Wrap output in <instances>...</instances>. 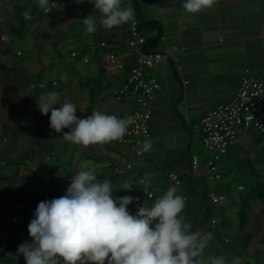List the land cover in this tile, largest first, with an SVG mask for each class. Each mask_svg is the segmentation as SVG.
<instances>
[{
    "label": "crops",
    "instance_id": "1",
    "mask_svg": "<svg viewBox=\"0 0 264 264\" xmlns=\"http://www.w3.org/2000/svg\"><path fill=\"white\" fill-rule=\"evenodd\" d=\"M53 1L56 3L55 7L45 14L38 0H0V37H5V41L0 42V138L5 141L6 135L12 134L17 137L20 133L12 131L10 123L4 119L8 115L11 120H20L28 115L29 119L23 121L24 130L21 132H25V129L28 130L33 125H36L39 131L35 138H31L35 145L31 155L26 152L21 158L16 155L20 152H17L16 146L0 145V192H3V199L9 200V193L13 194L18 202L17 208H13L20 211L29 209L32 213L16 217V222L20 224L28 222V227L29 219L34 218L38 204L63 196L72 176L90 165L94 166L95 174L101 182L105 179L112 182L114 198L124 196L134 198L133 203L128 205V211H131L132 215L137 214L139 206L144 204L147 207L150 200L142 194L144 187L140 181L147 182L154 204L170 186H176L166 178V174L173 171L181 180L180 186H176L179 194L186 198L182 213L186 222L192 223V213L197 210L202 212L203 217L211 214L209 223H202L200 219L198 222L195 220L196 225L193 223L191 231L212 229L210 222L213 218L222 225L229 223L230 214H236L238 218L240 192H236V189L230 191L233 185L228 184L229 179L232 183L235 176L231 166L238 161V153L230 149L238 144L232 146L217 160L216 165L220 174L218 180L205 176L204 163L199 159L198 175H192L191 158L198 155V146H202L197 128L204 114L233 99L245 70L253 77H264V0H216L212 8L198 14L186 12L182 7L184 0H137L142 17L145 20H157L162 25V36L156 51L171 53L175 60L163 61L146 73L155 74L163 84V92L154 102L150 119L148 140L151 141L152 147L150 151L142 154L140 161H136V164H139L134 166L132 171L121 174L114 173L112 168L113 165L121 166L130 159H136L129 149L119 147L116 141L102 144L99 150H95L93 145L88 147L74 145L62 138L69 129L56 132L50 140L55 143L59 135L64 147L69 146L70 156L67 159L70 163L62 161L60 164L63 152H59L56 165L53 167L51 164L55 153L47 138L49 131L45 126L50 112L47 116L43 115L37 103L42 93L54 90L60 96L59 104L65 101L74 103L77 106L78 118H85L94 110L120 117L134 109L131 98L123 97L122 100H118L111 93L113 89H118L126 82L134 60L132 57L126 59L122 57L125 66L122 69L115 68L107 62L106 51L99 48L97 43L99 37L108 39L118 47L112 51L120 55L119 48L125 46L128 36L127 24L105 30L100 26V15L92 3L85 0H49V3ZM128 5L133 8L131 0H123L122 6ZM17 8L28 10L32 16L31 20L26 22L27 32L24 33V39L14 38L13 41H9L11 13ZM90 15L94 16L97 24V30L93 34L87 33L82 21ZM45 17L53 20L49 23L50 32L43 29L45 24H42V21ZM72 26L76 29L80 27L79 34L61 31ZM143 33L147 38L154 36L156 31L149 29L143 30ZM76 41L81 50L79 52L71 50L70 61L64 62L59 49L73 45ZM17 42H22V47L16 48ZM24 51L33 53L37 57L36 61L29 64L22 59ZM73 52L76 53L75 57H71ZM11 55L18 59L19 64L10 60ZM83 57L87 58V63L82 61ZM115 69L120 71L114 73ZM99 73H102L103 88L97 96L91 98L89 82ZM55 107L58 108L60 105ZM253 132L258 131L240 132L241 139H245ZM50 133L53 135L55 132ZM258 133L262 137L261 143L264 148V135ZM193 134H197L199 141L193 138ZM43 147L50 151H42ZM243 148L244 146L239 145L238 150ZM246 148L250 153L251 163V158L255 157L252 154L253 147L247 145ZM2 156L14 159L15 163L9 165L1 163ZM221 158L224 159L220 162ZM204 159L206 165L210 158L205 153ZM262 161L260 166L256 165L257 169L251 166L260 174V180L264 181V160ZM108 162L111 165L108 166ZM122 181H132V189L122 190ZM214 183L216 188L212 187ZM221 183L222 185H219ZM237 186L243 187V184ZM210 193L223 196L224 199L213 204L209 197ZM252 204H255L254 207ZM19 205L22 209L18 208ZM7 206H10L8 201H0V231L4 237L10 232V227L6 223L4 226L1 225L5 219V212L8 211ZM238 226L236 242L244 246L246 254L252 260H237L242 261L240 264H264V246L258 257L255 260L252 258V254L255 253L253 246L264 242V201L251 202L246 224L240 226L239 222ZM4 229H7V232H3ZM16 230L19 228L16 227ZM221 241L230 243L225 237ZM7 242L14 249L18 242L32 241L29 235H24L15 236ZM6 249L1 250L0 254L9 256ZM16 254H12L9 260L6 257L4 263L0 264H25L23 256Z\"/></svg>",
    "mask_w": 264,
    "mask_h": 264
},
{
    "label": "clouds",
    "instance_id": "2",
    "mask_svg": "<svg viewBox=\"0 0 264 264\" xmlns=\"http://www.w3.org/2000/svg\"><path fill=\"white\" fill-rule=\"evenodd\" d=\"M122 2L92 0L103 29L135 22L134 9L131 5L122 6ZM215 3L216 0H184L182 7L198 14ZM38 4L45 8L49 0H38ZM23 16L31 20L30 12ZM82 21L87 33L96 32L94 16ZM59 101L55 91L42 93L38 109L45 116L51 113L50 127L55 132L69 129L62 138L74 145L88 147L118 141L128 131V117L94 110L91 115L78 118L74 103ZM151 147V141L145 140L137 152L142 155ZM121 186L130 191L133 182L122 181ZM133 201L132 196L114 198L112 182H101L94 166L85 167L72 176L63 196L38 204L28 225L32 242L22 243L16 255L23 256L25 264H225L223 256L202 259L213 235L191 231V223L182 214L186 198L176 186H170L150 208L139 206L136 215L128 211Z\"/></svg>",
    "mask_w": 264,
    "mask_h": 264
},
{
    "label": "built area",
    "instance_id": "3",
    "mask_svg": "<svg viewBox=\"0 0 264 264\" xmlns=\"http://www.w3.org/2000/svg\"><path fill=\"white\" fill-rule=\"evenodd\" d=\"M91 3L92 0H85ZM56 3L50 2L43 9L45 14L49 13L54 8ZM1 21V19H0ZM128 36L126 39L125 49H120V55L112 51L113 48H118L112 43L101 41L99 48L107 50L105 58L113 67L122 69L125 63L122 59L132 57L134 65L130 67L126 82L118 89L112 90V95L121 100L123 97H129L134 102V109L118 118H130L128 131L125 136L116 141L119 147L127 148L133 153L135 160H129L124 165H113L114 173L129 172L133 169L136 161H140L142 155L138 154L137 149L145 140L150 137V119L154 102L163 92V84L155 74L147 75L155 65L163 61H174L175 57L171 53L149 52L143 51L145 43V35L138 28V23H127ZM264 32V29H263ZM5 41V37H0V42ZM20 54L19 52L17 53ZM76 53H71V57H75ZM82 61L87 63V58L83 57ZM198 131L200 133L201 145L204 153H212L213 160H207L205 165V176L209 179L218 180L220 174L216 161L220 156L237 143L240 132L256 130L264 135V77L256 78L244 71L240 78L239 86L233 99L226 103L216 106L207 111L201 118ZM107 165H111L110 162ZM192 175H198V158H191ZM79 172V171H78ZM77 172V173H78ZM168 181L176 186H180L181 180L178 175L169 171L166 174ZM140 184L144 187L142 193L147 197H152V193L148 190V184L145 180H141ZM243 190L242 186L237 187V191ZM213 204L219 203L224 199L223 196L209 194ZM22 209V206H18ZM218 221L213 218L210 222V227L215 229Z\"/></svg>",
    "mask_w": 264,
    "mask_h": 264
},
{
    "label": "rangeland",
    "instance_id": "4",
    "mask_svg": "<svg viewBox=\"0 0 264 264\" xmlns=\"http://www.w3.org/2000/svg\"><path fill=\"white\" fill-rule=\"evenodd\" d=\"M52 21L53 20H50V18H48V17H45L43 19L42 24H45V26L43 27L45 32H50V29H49L50 24L49 23H52ZM79 29H80V27H78L76 29V27L72 26L69 29H66V27H65V30L62 29L61 31L62 32H64V31L69 32L72 34H76V33L79 34V32H78ZM77 36L78 35H76V37ZM8 39H9V41L14 40V38H12L11 36H9ZM11 43H13V42H11ZM15 46H16V48L22 47V42H17L15 44ZM71 50H75L77 52H79L81 50L80 45H79V43H77V41L73 45L63 46L59 49V52L62 55L64 62H68V60L70 61V51ZM22 59H24L29 64H31L33 61H36L37 57L33 53H29L27 51H24ZM10 60L13 61L15 64H19L18 59L16 57H14L13 55L10 56ZM118 71H120V70L115 69L114 73H117ZM26 114H27V112H26ZM49 114L51 115V113H49ZM4 119L6 120L7 123L8 122L10 123L12 131L16 130V132H20V133H18L17 137L13 136L12 134L6 135L5 141H2L1 140L2 137H1L0 138V145H3V146L6 145L7 147L16 146L17 152L20 151L16 155L18 157H21V158L25 155L26 152L31 155L33 150L35 149V145L33 144L34 141H32L31 138L32 137L35 138L37 136V134L39 132L36 128L37 126L33 125V127L32 126L29 127L28 130L25 129V132H21L22 130H24L23 121H26V119H29L28 115H25V117H22L20 120H15V119L11 120L9 115L5 116ZM17 119H19V118H17ZM47 119H49V121H50V118L47 117ZM34 123L35 122H33V124ZM50 130L53 133L55 132V130H53L51 128V129H49V132L47 134V138L50 141V145L53 147V149H52L53 153H55V156L53 157L54 160L51 162L52 166L54 167L56 165V162L59 159V152H63L62 157L60 155V157H61V161H59L60 164L63 163L62 161H65L66 164L70 163V161L67 159L70 156L68 153L69 152L68 151L69 146L67 147V145H66L64 147V143L59 138V135H58L57 141L55 143L52 142V140H50V139L52 136H54L56 134V132L53 135H51ZM193 138H195L197 141H199L197 134H193ZM240 139H241V135L239 134L238 141H237L238 146L232 147L230 149V151H235L238 153V161L236 162V164H234L232 166L230 165L234 170V174H235L234 177H237V179H236V181H233L232 183L230 182V179L228 181L229 186H230V184L233 185L231 187L230 191H234L236 189L235 190L236 192H237V187H238L237 185L249 184V183L255 182V180H253L249 177V174H245V173L241 174V172L248 171L247 165L248 164L252 165L255 169H257L256 165L260 166L261 163L263 162L262 160H264V154H263L264 148H263V144L261 143L262 137L258 132L251 133L250 136H246V138L243 140L242 139L240 140ZM239 145H241L242 147L244 146L245 149L243 148V150L239 151L238 150ZM247 145H249L250 147H253L252 148V152H253L252 154L255 157L251 158V163L249 161L250 153H249L248 149L246 148ZM93 146H94L95 150H99V148L101 147L100 144L93 145ZM201 148H202V146L199 145L198 149H197V151L199 153L197 156H198L199 161L204 163V167H205L204 151H203V148L202 149ZM42 151L49 152L50 149H44V147H43ZM205 154H207L208 158H210L208 160L214 159V155L212 153H205ZM223 159L224 158H221L220 162ZM216 163H217V161H216ZM57 165H58V163H57ZM200 167L202 168L203 165L201 164ZM259 170H260V168H259ZM41 173H42V175H44L43 171ZM219 185H222V183ZM212 187L216 188L217 186L214 183V184H212ZM2 194H3V192H0V201L1 200L2 201H8V204L10 206L9 207L7 206L8 211L5 212L6 213V215L4 217L5 219L3 220V223H1V225L4 226L6 223L7 226L10 227L9 228L10 232H8V234H6V237H4L2 232L0 231V252L4 248H7L6 249L7 253L9 251V256H8V260H9L12 256V254L17 253L18 247L22 243L21 242L16 243V246L13 249V247L10 246V244L7 242V240L8 239L12 240V238H14L15 236L16 237H18V236L22 237L24 235H29L28 231H26L28 229V227H27L28 222L26 224L25 223H23V224L17 223L16 217H20L22 215H31L32 213L30 212L29 209L28 210L24 209L22 211L16 209L18 202L16 199H14L13 194L9 193V200H7V199L4 200ZM24 201H26V200H24ZM254 205L255 204H252L253 207H254ZM25 206H26V204H25ZM13 207H16V208L14 209ZM3 209H5V208H3ZM192 214H193V217L191 218L192 226H193V223H195V225H196L195 220L198 222V220L200 219V221L202 223L203 222L209 223L210 218H211V214L209 216L203 217L202 212L200 210H197L196 212H194ZM217 215H219V214H217ZM30 221H31V219H29V222ZM228 221H229V223L226 225H222V223L218 222V225L215 229L208 228L207 230H203V232L212 233L213 238L209 242V245L204 250L202 259L208 260L210 257H213V256H216V257L223 256L225 258V264H240L242 261H238L237 259L252 260V259H249L250 256H248V254H246L244 246H241L238 242H236V240L238 241V238H237L238 236L236 234L239 232V230H238L239 229V226H238L239 220L237 218V215L236 214H232V215L230 214L228 217ZM16 227H18L19 230H16ZM6 230L7 229H4L3 232H7ZM245 231H248V230H245ZM248 232H250V231H248ZM242 233H244V232L242 231ZM16 234H18V236ZM224 237L229 239L230 243H223L221 240H224ZM13 243H14V241H13ZM263 246H264V242H259V243H257V245L253 246V251H255V253L252 254V258L254 260L258 257V254L262 250ZM11 248H12V251H11ZM234 250L237 252H234ZM250 262H253V261H250ZM61 264H63L62 261H61Z\"/></svg>",
    "mask_w": 264,
    "mask_h": 264
},
{
    "label": "trees",
    "instance_id": "5",
    "mask_svg": "<svg viewBox=\"0 0 264 264\" xmlns=\"http://www.w3.org/2000/svg\"><path fill=\"white\" fill-rule=\"evenodd\" d=\"M131 2L133 5L135 14H136L135 21L138 23L139 30L142 32H143V30H149V29H153L156 31L154 36L152 35V36H149L146 38L145 43L143 45V51L146 53L155 52L157 47H158V44L161 40L162 25L157 20H153V19L145 20L142 17L138 1L137 0H131ZM25 12H29V11L22 9V8H17L16 11H13L11 13L12 22H11V25L8 27V35L9 36H11L13 38H18L21 40L24 39V35H25L24 33L27 32V30H26L27 20H25V18L23 16V13H25ZM31 16H32V14H31ZM38 35H44V33H38ZM97 40H98L97 41L98 45L101 41H105L107 43L111 42L108 39H105L104 37H99ZM120 49H125V46L121 47ZM105 51H107V50H105ZM101 75H102V73H99V75H97L96 77L91 79L89 82V84L91 85V88L89 91V95L91 98H93L94 96H97L102 91L101 89L103 88V83H102L103 80L101 79ZM48 118H50V115L48 116ZM45 126H46L48 131H49V129H51L49 120H48V123L45 124ZM1 160H2L1 163L6 164V165L15 163L14 159H10L9 157L6 158V157L2 156ZM138 164H135V167ZM247 170L248 171L242 172L241 174H244V173L249 174V177L251 179L255 180V182L249 183V184H243V190L240 191V193H239L238 219L240 222V226L245 225L247 222L251 202H253V201H258V202L264 201V181L260 180L261 179L260 174L258 172H256L252 168L251 165H249V164L247 165ZM125 173H127V172H125ZM233 179H234V181H236L237 177H233ZM145 196L147 197V195H145ZM147 198L150 199L147 203V207L150 208L151 206L154 205V204H152L153 196L147 197ZM6 257H8V255L1 253L0 254V260L1 261L0 262L4 263V259H6Z\"/></svg>",
    "mask_w": 264,
    "mask_h": 264
}]
</instances>
